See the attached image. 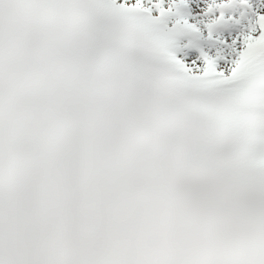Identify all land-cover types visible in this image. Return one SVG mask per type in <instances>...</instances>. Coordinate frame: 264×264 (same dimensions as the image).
<instances>
[{"label": "snow or ice", "instance_id": "6c2138e0", "mask_svg": "<svg viewBox=\"0 0 264 264\" xmlns=\"http://www.w3.org/2000/svg\"><path fill=\"white\" fill-rule=\"evenodd\" d=\"M0 264H264V0H0Z\"/></svg>", "mask_w": 264, "mask_h": 264}]
</instances>
